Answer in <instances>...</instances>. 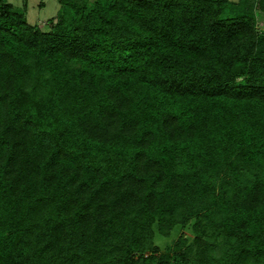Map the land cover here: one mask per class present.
<instances>
[{
    "label": "trees",
    "instance_id": "obj_1",
    "mask_svg": "<svg viewBox=\"0 0 264 264\" xmlns=\"http://www.w3.org/2000/svg\"><path fill=\"white\" fill-rule=\"evenodd\" d=\"M57 1L0 0V264H264V0Z\"/></svg>",
    "mask_w": 264,
    "mask_h": 264
},
{
    "label": "rangeland",
    "instance_id": "obj_2",
    "mask_svg": "<svg viewBox=\"0 0 264 264\" xmlns=\"http://www.w3.org/2000/svg\"><path fill=\"white\" fill-rule=\"evenodd\" d=\"M28 3L27 8V20L31 25H36L43 30H48V22L50 19L57 16L60 10V4L57 0H9L16 8L23 9L24 2ZM231 1H238V0H231ZM258 29L260 31H264V13L258 14ZM194 220L192 219L191 222L187 226H178L176 227L170 237H162L157 234L154 245L157 246L159 249L157 252L164 253V254H171L170 249L174 246L177 239L183 234L188 237L189 241H193L194 234L192 233V226L194 224ZM204 242L212 243L219 247L220 244H223L219 237L214 236V234H209V237L206 238ZM193 243V242H192ZM191 244V243H190ZM189 244L190 252L192 251V247ZM224 245V244H223ZM225 246V245H224ZM195 248V247H194ZM145 256L150 255L149 250H146ZM135 258L140 259V254H136ZM139 261V260H138ZM92 264V263H91ZM138 264H144L143 262H139ZM155 264V263H153Z\"/></svg>",
    "mask_w": 264,
    "mask_h": 264
}]
</instances>
